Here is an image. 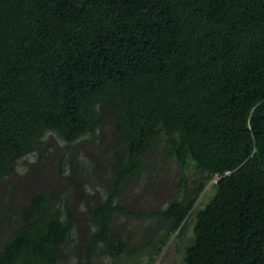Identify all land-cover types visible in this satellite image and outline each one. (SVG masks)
Returning <instances> with one entry per match:
<instances>
[{"label": "trees", "instance_id": "16d2710c", "mask_svg": "<svg viewBox=\"0 0 264 264\" xmlns=\"http://www.w3.org/2000/svg\"><path fill=\"white\" fill-rule=\"evenodd\" d=\"M47 135L64 142L60 179L97 178L86 234L74 237L69 187L51 183L23 203L10 182L0 190V264L140 256L122 214L156 220L154 250L192 217L183 264H264V0H0V185ZM95 140L104 166L72 158L74 145ZM160 143L181 166L183 196L136 213L123 191L156 166L147 154Z\"/></svg>", "mask_w": 264, "mask_h": 264}, {"label": "rangeland", "instance_id": "374dc122", "mask_svg": "<svg viewBox=\"0 0 264 264\" xmlns=\"http://www.w3.org/2000/svg\"><path fill=\"white\" fill-rule=\"evenodd\" d=\"M111 132V124L106 123L103 128L106 141L110 139ZM46 138L47 140L41 144L40 149L28 154L24 158L27 159L28 163H34L41 155L43 159L38 161L37 167L31 168L28 163H21L18 168L19 174L12 176L9 180L2 183L0 190L3 193L5 185L14 182L15 196L25 203L33 194L44 190L51 183H55L61 188L64 186L69 187L71 193L70 204L75 209L78 218V229L74 237L77 240L83 239L87 231L85 225L87 215L83 211L92 202V197L88 193H93V188L89 184V181L97 180V178L85 172H79L76 175L75 183L60 179L57 167L59 158L62 152L65 151V148L59 149V145H64V142L60 139L48 138V135ZM49 143H51L52 148L48 147L47 144ZM166 152L167 149L163 147L162 143L153 148L152 152L147 155L149 157L148 161L151 163L155 162L156 166H153V163L152 165H148L145 171H143L140 180L129 184L123 191L122 196L126 199L127 205L132 211L136 213L151 211L156 207L166 206L173 198H181L183 196V188H180L179 183L180 173H182L181 166H179L174 158L165 156ZM70 153L74 160L83 161L84 158H88V162H97L100 167L107 163L105 158L99 154L98 141L96 140L95 143L84 141L76 144L72 147ZM192 172L193 169L190 168L188 175L190 176ZM217 177L215 176L207 183L196 201L197 206L204 204L214 194ZM191 185L192 183H190ZM97 187L103 189V185H98ZM152 219L148 218L142 221V219L135 215H119L117 221L122 224L120 230L128 238L130 248H141L142 254L138 256L136 254L129 255L125 253L118 257L117 261H114L111 257H100L96 259V264H183L185 245L190 243L194 238L192 217L189 216L183 233L176 237L178 233L176 232L171 240L160 250H154L152 246L148 245L150 237L155 241L160 239L159 236H156V233L155 236L153 235L158 225L156 220ZM139 222H143V228H134V225ZM66 250L63 253L64 257L70 259L76 258L73 251H70L69 248Z\"/></svg>", "mask_w": 264, "mask_h": 264}, {"label": "clouds", "instance_id": "9594fccd", "mask_svg": "<svg viewBox=\"0 0 264 264\" xmlns=\"http://www.w3.org/2000/svg\"><path fill=\"white\" fill-rule=\"evenodd\" d=\"M228 173H229V172H228ZM215 176H218V177H219V175H218V174H216ZM215 176H214V177H215ZM214 177H213V178H214ZM218 177H217V179H218ZM213 178H212V179H213ZM209 181H210V180H209ZM216 182H217V180H216ZM215 184H216V183H215Z\"/></svg>", "mask_w": 264, "mask_h": 264}]
</instances>
